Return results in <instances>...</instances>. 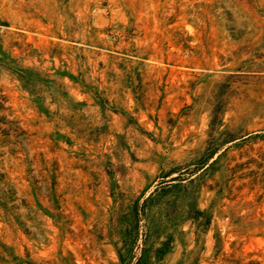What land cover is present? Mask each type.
I'll list each match as a JSON object with an SVG mask.
<instances>
[{"label": "rangeland", "instance_id": "obj_1", "mask_svg": "<svg viewBox=\"0 0 264 264\" xmlns=\"http://www.w3.org/2000/svg\"><path fill=\"white\" fill-rule=\"evenodd\" d=\"M0 264H264V0H0Z\"/></svg>", "mask_w": 264, "mask_h": 264}]
</instances>
